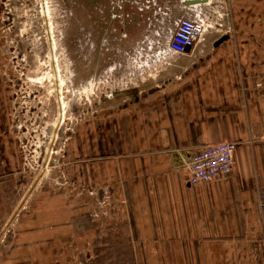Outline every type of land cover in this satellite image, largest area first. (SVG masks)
I'll return each instance as SVG.
<instances>
[{"label":"crops","instance_id":"0c3cea01","mask_svg":"<svg viewBox=\"0 0 264 264\" xmlns=\"http://www.w3.org/2000/svg\"><path fill=\"white\" fill-rule=\"evenodd\" d=\"M192 1L146 0L134 10L137 25L145 30L150 23L143 18L155 9L177 8L175 27L209 5ZM246 1L252 7L246 18L217 46L223 36L174 58L167 43H149L159 63L180 59L182 72L73 129L70 156L88 161L70 172L110 199L114 208L101 235L125 244L102 249L107 257L121 264H264V209L258 206L264 193V0ZM11 104L0 82V264H73L93 246L98 226L88 209L94 200H70L56 185L31 183ZM227 142L236 144L232 172L190 186L185 168L192 157Z\"/></svg>","mask_w":264,"mask_h":264},{"label":"rangeland","instance_id":"374dc122","mask_svg":"<svg viewBox=\"0 0 264 264\" xmlns=\"http://www.w3.org/2000/svg\"><path fill=\"white\" fill-rule=\"evenodd\" d=\"M140 3L147 5L146 0H0V82L12 96L13 131L24 173L31 183L65 190L70 200H94L88 209L98 226L93 246L73 264H121L101 250L125 245L102 236L114 208L110 199H102V189L83 186L70 172L88 161L70 156L73 129L104 110L131 103L134 96L154 92L163 76L183 69L180 59L173 66L162 65L156 50L147 49L152 42L167 43L179 9H155L143 18L150 23L143 30L134 16ZM248 8L246 0H211L202 9L215 27L206 41L229 35ZM95 25L101 31L105 27V37Z\"/></svg>","mask_w":264,"mask_h":264},{"label":"built area","instance_id":"2783aa9c","mask_svg":"<svg viewBox=\"0 0 264 264\" xmlns=\"http://www.w3.org/2000/svg\"><path fill=\"white\" fill-rule=\"evenodd\" d=\"M214 28L204 13H198L193 18H180L167 41L166 49L176 57L188 55ZM256 87L261 88V83H257ZM235 148L236 144L229 142L203 147L185 168L188 184L196 186L209 183L230 174L234 167ZM258 206L264 209V193L258 197Z\"/></svg>","mask_w":264,"mask_h":264},{"label":"flooded vegetation","instance_id":"af4514ba","mask_svg":"<svg viewBox=\"0 0 264 264\" xmlns=\"http://www.w3.org/2000/svg\"><path fill=\"white\" fill-rule=\"evenodd\" d=\"M136 14V13H135ZM135 14H134V16H135ZM116 18H118V16L116 17ZM135 20H136V17H135ZM101 25L100 26H97V25H95L94 26V30H97V31H100L101 32V34L100 35H102L103 37H105L106 36V32H107V30H105V27H103V31H101ZM90 37H92V33L90 32ZM100 37V36H99ZM99 39V38H98ZM97 39V40H98ZM118 41V40H117Z\"/></svg>","mask_w":264,"mask_h":264},{"label":"water","instance_id":"95a60500","mask_svg":"<svg viewBox=\"0 0 264 264\" xmlns=\"http://www.w3.org/2000/svg\"><path fill=\"white\" fill-rule=\"evenodd\" d=\"M199 2V0H193L190 4H196V3H198ZM227 39V36H223V37H221L218 41H217V44L215 45V46H217L220 42H222V41H225Z\"/></svg>","mask_w":264,"mask_h":264},{"label":"bare ground","instance_id":"6f19581e","mask_svg":"<svg viewBox=\"0 0 264 264\" xmlns=\"http://www.w3.org/2000/svg\"><path fill=\"white\" fill-rule=\"evenodd\" d=\"M202 3L210 4V0H200Z\"/></svg>","mask_w":264,"mask_h":264}]
</instances>
